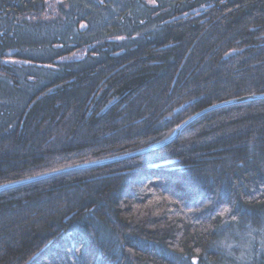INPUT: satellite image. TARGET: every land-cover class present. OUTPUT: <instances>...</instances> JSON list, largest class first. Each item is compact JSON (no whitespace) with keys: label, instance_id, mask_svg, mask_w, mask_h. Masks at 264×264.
Wrapping results in <instances>:
<instances>
[{"label":"trees","instance_id":"16d2710c","mask_svg":"<svg viewBox=\"0 0 264 264\" xmlns=\"http://www.w3.org/2000/svg\"><path fill=\"white\" fill-rule=\"evenodd\" d=\"M257 94L264 0H0V185ZM0 264H264V98L0 191Z\"/></svg>","mask_w":264,"mask_h":264},{"label":"water","instance_id":"95a60500","mask_svg":"<svg viewBox=\"0 0 264 264\" xmlns=\"http://www.w3.org/2000/svg\"><path fill=\"white\" fill-rule=\"evenodd\" d=\"M258 98H264V94H257V95L237 98V99L228 100V101H224V102H221V103H217V104L211 105V106L203 109L202 111H199L196 114L191 115L190 118L185 120L183 123H181L176 128L174 133L168 139H166V140H164V141H162V142H160L158 144H155V145H152V146H149V147L137 150V151H133V152H130V153H126V154H123V155L109 157V159L105 158V159L91 161V162H88V163L85 162V163H82V164H77V165H74V166H70V167H66V168H63V169H59V171H52V172L44 173V174H41V175H36V176H33V177H29V178H25V179L13 181V182L5 183L3 185H0V191H2L4 189L20 186V185H23V184L31 183V182H34V181H38V180H41V179H45V178H48V177H51V176H55L57 174H62V173H65V172L73 171V170H78V169L88 168V167H94V166H98V164L102 165V164L111 163V162H115V161H119V160L130 159L132 157L138 156L140 154H143L145 152L154 150L156 148L163 147V146L167 145L168 143L172 142L173 140H175L178 137L179 133L181 132V130L186 125H188L190 122L192 123L193 120H195L196 118H198L199 116H201L202 114H204L206 112H209L211 110H214V109H217V108H220V107H223V106H227V105H230V104L239 103V102L252 100V99H258Z\"/></svg>","mask_w":264,"mask_h":264},{"label":"snow or ice","instance_id":"6c2138e0","mask_svg":"<svg viewBox=\"0 0 264 264\" xmlns=\"http://www.w3.org/2000/svg\"><path fill=\"white\" fill-rule=\"evenodd\" d=\"M55 171H59V169H56Z\"/></svg>","mask_w":264,"mask_h":264},{"label":"bare ground","instance_id":"6f19581e","mask_svg":"<svg viewBox=\"0 0 264 264\" xmlns=\"http://www.w3.org/2000/svg\"><path fill=\"white\" fill-rule=\"evenodd\" d=\"M123 155V154H122ZM119 156V155H118Z\"/></svg>","mask_w":264,"mask_h":264}]
</instances>
